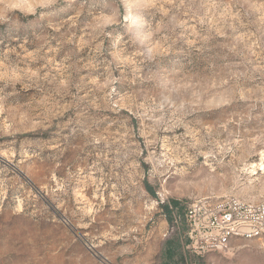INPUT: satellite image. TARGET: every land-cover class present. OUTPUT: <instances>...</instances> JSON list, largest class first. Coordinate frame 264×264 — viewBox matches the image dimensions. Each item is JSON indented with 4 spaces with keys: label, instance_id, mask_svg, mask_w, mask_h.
Returning a JSON list of instances; mask_svg holds the SVG:
<instances>
[{
    "label": "rangeland",
    "instance_id": "obj_1",
    "mask_svg": "<svg viewBox=\"0 0 264 264\" xmlns=\"http://www.w3.org/2000/svg\"><path fill=\"white\" fill-rule=\"evenodd\" d=\"M253 162L264 0H0V264H264L184 218L264 203Z\"/></svg>",
    "mask_w": 264,
    "mask_h": 264
},
{
    "label": "built area",
    "instance_id": "obj_2",
    "mask_svg": "<svg viewBox=\"0 0 264 264\" xmlns=\"http://www.w3.org/2000/svg\"><path fill=\"white\" fill-rule=\"evenodd\" d=\"M189 247L198 253L229 250L236 240L264 236V203L235 196H202L189 203L185 215Z\"/></svg>",
    "mask_w": 264,
    "mask_h": 264
},
{
    "label": "bare ground",
    "instance_id": "obj_3",
    "mask_svg": "<svg viewBox=\"0 0 264 264\" xmlns=\"http://www.w3.org/2000/svg\"><path fill=\"white\" fill-rule=\"evenodd\" d=\"M251 168H252V171L255 172V170L258 168V169H264V166L262 165V163H257V162H253L251 164Z\"/></svg>",
    "mask_w": 264,
    "mask_h": 264
}]
</instances>
